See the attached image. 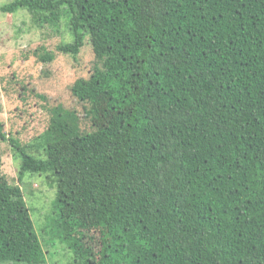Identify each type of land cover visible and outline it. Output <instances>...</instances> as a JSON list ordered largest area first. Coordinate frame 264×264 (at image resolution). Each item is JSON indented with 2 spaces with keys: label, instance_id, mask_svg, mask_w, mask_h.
<instances>
[{
  "label": "trees",
  "instance_id": "1",
  "mask_svg": "<svg viewBox=\"0 0 264 264\" xmlns=\"http://www.w3.org/2000/svg\"><path fill=\"white\" fill-rule=\"evenodd\" d=\"M21 8L65 24L55 48L34 50L45 68L94 57L71 85L82 109L50 104L29 141L0 124L19 181L46 174L56 187L74 264H264V0L1 6ZM21 185L0 172V264L46 262Z\"/></svg>",
  "mask_w": 264,
  "mask_h": 264
},
{
  "label": "rangeland",
  "instance_id": "2",
  "mask_svg": "<svg viewBox=\"0 0 264 264\" xmlns=\"http://www.w3.org/2000/svg\"><path fill=\"white\" fill-rule=\"evenodd\" d=\"M12 1L0 0V124L7 136L29 141L47 129L50 104L60 101L82 109L72 97L71 85L78 77L88 76L94 57L89 50L81 52L76 59L59 55L45 68L34 50L41 44L55 48L64 37L62 31H67L63 28L65 24L38 25L24 8L13 14L3 12L1 6ZM65 37L69 39L68 35ZM23 86L28 87L24 89ZM0 153L4 160L0 172L12 182L21 183L25 191L36 231L46 252V262L42 264H74L70 243L61 232L54 213L57 189L52 180L46 174L27 172L20 182L21 158L16 156L9 141L0 139Z\"/></svg>",
  "mask_w": 264,
  "mask_h": 264
}]
</instances>
